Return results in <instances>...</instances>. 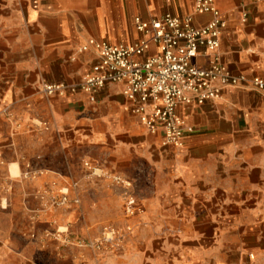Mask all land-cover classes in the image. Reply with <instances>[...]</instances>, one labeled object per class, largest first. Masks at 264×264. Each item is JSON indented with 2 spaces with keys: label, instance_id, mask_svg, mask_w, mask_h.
Returning a JSON list of instances; mask_svg holds the SVG:
<instances>
[{
  "label": "crops",
  "instance_id": "1",
  "mask_svg": "<svg viewBox=\"0 0 264 264\" xmlns=\"http://www.w3.org/2000/svg\"><path fill=\"white\" fill-rule=\"evenodd\" d=\"M214 1L221 60L264 78V0ZM194 5L0 0V264H264L262 93L229 87L180 105L194 131L176 147L143 125L122 84L95 101L42 91L82 80L99 61L89 40L147 38L136 17L213 18Z\"/></svg>",
  "mask_w": 264,
  "mask_h": 264
},
{
  "label": "built area",
  "instance_id": "2",
  "mask_svg": "<svg viewBox=\"0 0 264 264\" xmlns=\"http://www.w3.org/2000/svg\"><path fill=\"white\" fill-rule=\"evenodd\" d=\"M194 11L210 12L213 18L196 26L191 14L166 13L147 21L136 17L138 31L147 38L133 43L89 40L82 50L94 47L99 61L81 81L44 83L43 93L56 96L83 91L95 101L101 89L122 84L143 125L152 133L161 132L165 144L183 147L194 127L179 113L180 105L203 104L218 99L229 87L244 85L264 95V78L234 74L221 60L218 49L226 23L215 1L195 0ZM151 42L156 51L143 57ZM200 56L206 65L193 63Z\"/></svg>",
  "mask_w": 264,
  "mask_h": 264
},
{
  "label": "rangeland",
  "instance_id": "3",
  "mask_svg": "<svg viewBox=\"0 0 264 264\" xmlns=\"http://www.w3.org/2000/svg\"><path fill=\"white\" fill-rule=\"evenodd\" d=\"M240 264H244V263H240Z\"/></svg>",
  "mask_w": 264,
  "mask_h": 264
}]
</instances>
